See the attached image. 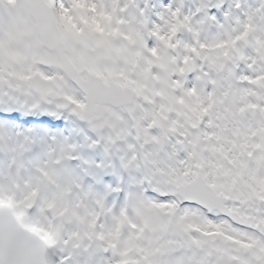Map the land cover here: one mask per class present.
Instances as JSON below:
<instances>
[{"label":"snow or ice","instance_id":"snow-or-ice-1","mask_svg":"<svg viewBox=\"0 0 264 264\" xmlns=\"http://www.w3.org/2000/svg\"><path fill=\"white\" fill-rule=\"evenodd\" d=\"M127 7L120 0H0V12L14 24L10 44L30 40L35 46L9 53L8 65L0 64V84L71 106L95 129H112L114 140L133 134L139 151L130 163L148 170L154 200L146 205L168 227L163 237L153 230L147 248L130 249L114 237L126 229L146 238L147 228L121 211L111 231L96 234L99 216L87 212L94 238L122 258L117 264H151L152 252L170 253L168 264H264V27L248 15L226 40L181 44L179 32L198 33L188 17L169 11L163 25L147 33L158 46L147 48L143 35L117 16ZM51 15L82 50L78 58L54 54L45 27ZM39 64L58 71L42 73ZM241 65L246 71L238 74ZM96 81L110 87L99 89ZM114 82L119 87H111ZM69 84L83 91L82 100ZM33 198L21 206L31 207ZM5 199L14 202L0 195V204ZM176 252L181 255L173 257Z\"/></svg>","mask_w":264,"mask_h":264},{"label":"clouds","instance_id":"clouds-1","mask_svg":"<svg viewBox=\"0 0 264 264\" xmlns=\"http://www.w3.org/2000/svg\"><path fill=\"white\" fill-rule=\"evenodd\" d=\"M13 27L12 19L5 14L0 19V48L3 49L0 64L5 66L8 65L10 52L12 55H22L28 52L29 47L33 50L35 47L30 40H26L22 46L10 44L9 32ZM45 27L47 39L51 42L55 55L71 61L82 54V50L71 43L61 31L54 15L48 18ZM88 35L91 36V33ZM93 55L100 59L103 53L95 52ZM17 70H20L19 66ZM83 78L87 80V74H84ZM94 83L99 89L110 87L105 81ZM111 87L116 88L119 85L114 82ZM71 151L66 146H58L55 155H49L47 162L37 168L29 184L19 188L13 185L11 188L0 189V195L14 197V202L10 203L5 199L4 203L0 204V264H52V249L59 248L66 251L69 258H73L78 255L77 248L87 246L94 240L92 229L88 225L87 210L79 207V203L73 199L75 182L64 163L70 158ZM33 193L36 194L35 198L39 196L40 207L38 215L29 219L24 215L25 208L21 204L25 199L33 198ZM124 212L148 231L146 238L137 239L129 230L123 229L119 237H114L117 243L130 249L147 248L153 230H157L162 237L165 235L167 219L157 210L148 207L139 197L133 196L127 202ZM113 224L114 221L110 220L104 232L111 231ZM34 228L43 231L33 230ZM70 229L78 235L68 236L66 240L65 236ZM69 241L72 243L69 244ZM161 247L168 251L166 244ZM114 254L116 255L115 252ZM150 255L151 264H168L172 259L170 253L165 255L152 252ZM117 258L122 259L118 256Z\"/></svg>","mask_w":264,"mask_h":264},{"label":"bare ground","instance_id":"bare-ground-1","mask_svg":"<svg viewBox=\"0 0 264 264\" xmlns=\"http://www.w3.org/2000/svg\"><path fill=\"white\" fill-rule=\"evenodd\" d=\"M71 91V90H70ZM71 94L73 95V97L75 98V99H77V100H81L80 98H78V97H76V93H75V91H71ZM127 136V135H126ZM125 136V137H126ZM38 197V196H37ZM73 235H75V233H71L70 235H68V236H73ZM68 236L65 238L66 240H67V238H68ZM69 242H72V241H69ZM86 247V246H85Z\"/></svg>","mask_w":264,"mask_h":264}]
</instances>
